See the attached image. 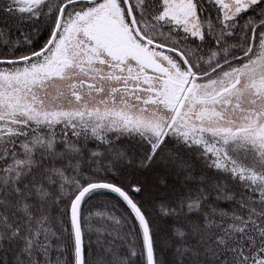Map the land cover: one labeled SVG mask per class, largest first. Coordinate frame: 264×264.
Listing matches in <instances>:
<instances>
[{"label":"snow or ice","instance_id":"snow-or-ice-1","mask_svg":"<svg viewBox=\"0 0 264 264\" xmlns=\"http://www.w3.org/2000/svg\"><path fill=\"white\" fill-rule=\"evenodd\" d=\"M0 264H264V0H0Z\"/></svg>","mask_w":264,"mask_h":264},{"label":"trees","instance_id":"trees-1","mask_svg":"<svg viewBox=\"0 0 264 264\" xmlns=\"http://www.w3.org/2000/svg\"><path fill=\"white\" fill-rule=\"evenodd\" d=\"M95 241V238H93V242Z\"/></svg>","mask_w":264,"mask_h":264}]
</instances>
